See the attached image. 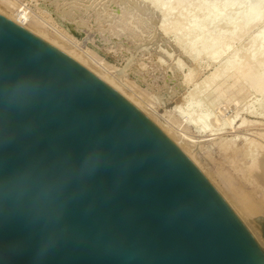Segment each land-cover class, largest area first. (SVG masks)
I'll use <instances>...</instances> for the list:
<instances>
[{
  "label": "water",
  "instance_id": "obj_1",
  "mask_svg": "<svg viewBox=\"0 0 264 264\" xmlns=\"http://www.w3.org/2000/svg\"><path fill=\"white\" fill-rule=\"evenodd\" d=\"M0 264H264V252L159 127L0 14Z\"/></svg>",
  "mask_w": 264,
  "mask_h": 264
},
{
  "label": "rangeland",
  "instance_id": "obj_2",
  "mask_svg": "<svg viewBox=\"0 0 264 264\" xmlns=\"http://www.w3.org/2000/svg\"><path fill=\"white\" fill-rule=\"evenodd\" d=\"M20 1L25 5L27 10L30 11V14L33 15L35 20L41 19L50 28L49 30L59 31L62 39L53 33V31H51L52 33L50 32L52 37L58 39L61 44L69 48L72 47L71 45H75L74 48H76V50L82 51L81 53L83 56L89 59L91 68L96 71H101L104 69L102 67H105L112 77L115 79L117 78L116 81L120 86H117L118 88H113L116 89L118 93L124 91L130 93L134 92L135 98L137 97L142 101L141 107L138 105L139 110L143 112L150 121L156 122L155 117L151 114V111H155L158 115L162 116V121L167 119L170 123H173L174 130L164 131L160 129V123L157 124L154 122L167 137L169 136L172 142L174 138L179 142L177 147L179 148L180 146V150L183 151L185 155H187L185 151H189L187 157L193 154L192 158L194 161L188 157L190 161L210 182L230 209L235 213L240 222L251 232V236L256 240L260 239L258 241H262L261 243L264 244V240H262L264 239V232L257 226V218L264 217V214L256 212L253 215L250 214L251 216H247L248 218L245 217L247 214L249 215L244 209L245 206L259 204V202L264 201V185L257 180L255 174L250 171L248 172L247 169L248 159L243 153L247 151V145L241 139L229 141L232 137L237 135V133L233 132L231 129L218 136V138L215 137L210 139V136H200L193 126H189L185 123L184 120L187 118V115L183 117L180 111L175 109L176 101L181 97L180 102H183V98L185 102H190V105L184 104L183 106L185 110L188 108L189 112L197 114L202 110V112H204L206 109H209L206 111H208V113L210 112L212 118L214 117L216 119L217 116V120L220 123H225L226 119H230L237 112L238 116L236 117L235 124L240 123L244 117L246 120H255L259 123L262 122L260 125L255 124L253 126H247V128L250 127V130H246L245 127L246 131H244V128H241L240 130L244 131V133L248 134L247 131H249L250 134L256 135V133L264 131V119L260 118L262 113H264L262 112L264 111V108H262L264 107V93L259 92L260 89L249 82L252 78L254 79V77L257 79V75L260 76V78H264L262 77L264 76V74H262L264 73V54H261L262 56L259 54L258 56V53H264L262 52V50H264V10L262 9L264 8H260L261 5L257 0V2L254 0H156L157 3L159 2V6L168 7L167 11L169 15L167 14L168 18L166 17L167 20H165V28L168 27L171 33L163 31L164 29L160 27L159 22L162 13H159L158 10L156 11L152 5H150V0H58L57 4L49 0ZM228 1L231 5L227 3ZM255 2L257 4H255ZM226 3L229 6H227ZM251 3H254L252 8H254L255 5L257 6L255 7L256 10L255 8L253 10L250 8L251 6H249V4L252 5ZM262 6H264V4H262ZM216 7L218 8L214 9ZM143 8H148L149 10L145 11ZM213 9H220L219 12L223 11V13L220 14L215 11L221 15L220 18L218 16V19L214 18L215 22L212 20L214 16L208 19V16H210L208 14H215ZM245 9L250 13L245 11ZM63 10L69 12L65 17L60 16ZM211 10H213L212 12H214V14ZM251 13L252 20L250 16L248 17ZM241 16L242 18H240ZM206 19L210 21H206ZM246 19L250 20V23ZM243 20L249 24L244 25L242 22ZM80 21L83 23L81 24L82 26L79 25ZM228 21L234 23L228 24ZM205 22H208L207 26ZM209 22L211 23L209 24ZM192 24H194V27H192ZM200 24L203 25L201 26ZM198 25L202 27V29L199 27L202 31L200 29L197 30L196 27H198ZM174 27L177 30L174 29ZM190 27L193 29L192 31ZM233 28L236 30H232ZM173 30H176V35L173 33ZM196 31L200 32L195 33ZM261 32L262 34L260 35ZM257 33L262 38L259 37V41L251 40L253 35ZM208 35H210L211 39ZM173 36H178L179 40L181 39L185 44L194 40L192 43L193 46H191L192 44L189 45L194 47V55L196 52V54L199 55V57L196 58L199 65L196 64V60L195 63L185 57L175 43ZM191 37L194 39L192 40ZM222 39L224 40L223 46L220 45L223 44ZM194 42H199L197 45L198 47L195 46ZM181 43L185 45L183 42ZM212 45H214L213 48L219 47L216 48L217 51H214L215 48L211 52L204 49L208 48L210 50L212 49ZM203 49L205 52H210L211 55L213 51L214 53H218V50H220V53L222 49L223 53L220 55L213 53L214 56H219L214 59L212 58L213 60L210 58L211 61L208 59L211 55L209 56L207 52L208 58L205 52V55H202ZM253 49L255 52L259 51L258 53H254L255 56L257 55L256 57L252 55V52H254ZM249 56L253 57L251 58ZM176 58L178 61L180 59L182 61L179 63ZM94 59L97 60V62H94ZM247 59H249V61H247ZM228 60H233L234 62L237 60L236 63L240 65L245 64V60L247 62L246 64L254 60V63L251 61L254 65L250 62V65L254 69L249 71L252 74L255 70L254 76L250 78V80H248V78H243L247 77L246 75L240 78L242 74L236 75V68L238 66L234 65L236 68L232 66L235 70H233V68L231 69L230 66H227L228 69L226 66L224 67L225 61ZM256 60L257 63L255 62ZM175 61L178 62L177 64H181V62L184 63L181 64L182 66L179 65L177 67ZM188 66L189 68L193 67L192 69L197 68L194 70L189 83L176 81L180 80L177 75L176 79L173 77L177 69L180 67L177 72L181 70V75V73L187 72ZM214 69L218 71L216 72ZM212 70L216 72V79L214 78V80L206 82V84L203 85V78ZM172 71H174V73ZM258 72H260L261 75L257 74ZM231 73L235 74V76ZM236 76L239 78H235L238 81L234 80ZM200 82L203 86L200 85ZM217 84H221L219 91L216 89ZM231 84H233L232 87L229 86ZM182 87H184V89ZM235 100L237 102L236 104L234 102ZM130 103L135 105L132 101H130ZM143 105L145 107H142ZM145 111L147 113H145ZM257 114L260 116H257ZM179 132L189 134L188 136L193 141L188 142L187 140H182L179 136ZM250 136L251 135H249V137ZM224 145L227 146V148H225ZM261 152L262 151L259 150V154ZM237 207H240L241 211L236 209ZM238 211H240V213ZM249 219L252 220L250 221ZM252 222H256L255 226Z\"/></svg>",
  "mask_w": 264,
  "mask_h": 264
},
{
  "label": "bare ground",
  "instance_id": "obj_3",
  "mask_svg": "<svg viewBox=\"0 0 264 264\" xmlns=\"http://www.w3.org/2000/svg\"><path fill=\"white\" fill-rule=\"evenodd\" d=\"M37 1V0H36ZM49 1H51L52 3H54V4H57V1L58 0H49ZM151 1V3H150V5H152V7L157 11H159V13L161 12L162 13V17L160 18V22H159V24H160V27L162 28V29H164L163 31H166V32H170L169 30H168V27L167 28H165V25H166V21L165 20H167L166 19V17H167V14H168V7H166V6H164L163 4H166V3H163L162 5L164 6V7H162V6H159V2L157 3V1L156 0H150ZM149 1V2H150ZM186 1V0H185ZM227 1V0H226ZM236 1V0H235ZM254 1H256V0H254ZM258 1V3H260V8L262 7V8H264V6H262V4H264V3H262V2H264V1H262V0H257ZM256 1V2H257ZM261 1V2H260ZM129 2V1H128ZM148 2V3H149ZM181 2V1H180ZM251 2V1H250ZM249 2V3H250ZM255 2V4H257ZM130 3V2H129ZM141 3V2H140ZM183 3V2H182ZM186 3V2H185ZM227 3H230L229 1L227 2ZM226 3V5L227 6H229V5H231V3L228 5ZM50 4V3H49ZM225 4V3H224ZM233 4V3H232ZM252 4V3H251ZM85 5V4H84ZM128 5V4H127ZM134 5V4H133ZM168 5H169V3H168ZM245 5V4H244ZM254 5V3L252 4V5H250L249 4V6H251L250 8H252V6ZM86 6V5H85ZM136 6V5H135ZM138 6H140V5H138ZM143 6V5H142ZM176 6V5H175ZM137 7V6H136ZM148 7V6H147ZM203 7V6H202ZM248 7V6H247ZM255 7H257L256 5H255ZM254 7V8H255ZM49 8V7H48ZM170 8V7H169ZM218 7H216V8H214V9H217ZM250 8H247V9H250ZM254 8H252V10L254 9ZM131 9V8H130ZM135 9V8H134ZM144 9V8H143ZM213 9V10H214ZM258 9H259V7H258ZM139 10V9H138ZM145 11H147V10H149L148 8L147 9H144ZM171 10V9H170ZM213 10H211V12L213 11ZM220 10V9H219ZM219 10H214V12L215 11H217L219 14L220 13H223V11L221 12H219ZM222 10V9H221ZM251 10V9H250ZM255 10H256V8H255ZM260 10V9H259ZM262 10H264V9H262ZM167 11V12H166ZM245 11H248V10H246L245 9ZM210 12V11H209ZM214 12H212L213 14H214ZM249 12V11H248ZM248 12H247V14H248ZM67 13H69L68 11L66 12V11H62L61 13H60V16H62V17H65V16H67ZM147 13V12H146ZM150 13V12H149ZM218 13H216L215 12V14L214 15H211V13L210 14H208V15H210V16H208V19L211 17V16H214L213 18H212V20H214V22H215V19L214 18H216V19H218V16H219V18H220V16L221 15H219ZM250 13V12H249ZM262 13V12H261ZM0 14L1 15H3V16H6L8 19H10V20H12L13 22H15L16 24H18L19 26H21V27H23L24 29H26V30H28L30 33H32V34H34V35H36V36H38V37H40V38H42V39H44V40H46L47 42H49V43H51V44H53L54 46H56V47H58L59 49H61L62 51H64L66 54H68V55H70L71 57H73V58H75L77 61H79L82 65H84V66H86L87 67V69H89L90 71H92L93 73H95L97 76H99L101 79H102V81L104 82V83H106V84H108L109 86H111L112 88L114 87V88H118L120 85L117 83V81H116V79L114 78V77H112L111 75H110V73H109V71L105 68V67H102V68H104V69H102L101 71H96V70H94L93 68H91L90 67V65H89V59L88 58H85L84 56H83V54L80 52V50L78 51V50H76V48H74V46L73 45H71L72 47H67V46H65V45H63V44H61L59 41H58V39H56V38H54V37H52L51 35H50V32L51 31H53V33H55L58 37H61V39H62V36L59 34V31H57V30H49L50 28L47 26V24L43 21V20H41V19H38V20H35L34 19V17H33V15L32 14H30V11L29 10H27V8L25 7V5H23V3L20 1V0H0ZM245 14V13H244ZM243 14V15H244ZM258 14V13H257ZM143 15V14H142ZM169 15V14H168ZM207 15V14H206ZM254 15V14H253ZM141 16V15H140ZM247 16V15H246ZM250 16V19H251V16H252V13L250 14V15H248V17ZM158 17H160V16H158ZM244 17V16H243ZM258 17V16H257ZM168 18V17H167ZM240 18H242V16L240 17ZM254 18V17H253ZM256 18V17H255ZM208 19H206V21L208 20ZM249 19V18H248ZM248 19H246V20H248ZM127 20V19H126ZM228 20H229V18H228ZM232 20V19H231ZM244 20H245V17H244ZM244 20L242 21L243 23H244V25L246 24H249L250 23V20H248V22L249 23H246V22H244ZM252 20V19H251ZM254 20V19H253ZM106 21V20H105ZM204 21V20H203ZM208 21H210V20H208ZM217 21V20H216ZM226 21V20H225ZM257 21H259V20H257ZM150 22V21H149ZM212 22V21H211ZM211 22H209V24L211 23ZM233 22V21H232ZM79 23V22H78ZM77 23V24H78ZM123 23V22H122ZM194 23V22H193ZM196 23V22H195ZM203 23V22H202ZM206 23V22H205ZM234 23V22H233ZM233 23H230L229 21H228V24H233ZM243 23H242V25H243ZM81 24H83L81 21H80V23H79V25H81ZM178 24V23H177ZM196 24H198V23H196ZM195 24V25H196ZM217 24V23H216ZM225 24V23H224ZM227 24V23H226ZM193 26L192 27H194V24H192ZM201 25V24H200ZM203 25V24H202ZM201 25V26H202ZM206 26L208 25V22L205 24ZM82 26V25H81ZM159 26V25H158ZM176 26V25H175ZM201 26H199L198 25V27H196L197 28V30L198 29H202V27ZM234 26V25H233ZM172 27V26H171ZM170 27V29L172 30V28ZM200 27V28H199ZM236 27V26H235ZM136 28V27H135ZM152 28V27H151ZM159 28V27H158ZM204 28V27H203ZM160 29V28H159ZM161 29V30H162ZM174 29H176L175 27H174ZM190 29H191V27H190ZM200 29V30H201ZM238 29H239V27H238ZM243 29V28H242ZM138 30V29H137ZM155 30V29H154ZM168 30V31H167ZM177 30V29H176ZM176 30L173 32V33H175V35H176ZM193 29H191V31H192ZM196 30V29H195ZM194 30V31H195ZM232 30H236V29H232ZM231 30V32L233 33V31ZM162 31V32H163ZM189 31V30H188ZM194 31H193V33H194ZM202 31V30H201ZM239 31V30H238ZM152 32V31H151ZM197 32H200V31H196L195 33H197ZM236 32V31H235ZM245 32V31H244ZM52 33V32H51ZM171 33V32H170ZM192 33V34H193ZM203 33V32H202ZM219 33V32H218ZM231 33V34H232ZM258 33H259V31H258ZM254 34L253 35V37H252V39L251 40H258L259 39V37L260 38H262L261 36H259V34ZM134 34V33H133ZM163 34H165V33H163ZM230 34V35H231ZM262 34V32L260 33V35ZM191 35V34H190ZM217 36V35H216ZM229 36V35H228ZM57 37V38H58ZM174 37V36H173ZM195 37V36H194ZM199 37V36H198ZM208 37L210 38V35H208ZM187 38V37H186ZM213 38V37H212ZM229 38V37H228ZM191 39H192V37H191ZM194 39V38H193ZM192 39V40H193ZM211 39V38H210ZM225 39V38H224ZM234 39V38H233ZM60 40V39H59ZM67 40H69V39H67ZM174 40H175V43L177 44V46L179 47V49H180V51L185 55V57L186 58H188L189 60H191L192 62L194 61L195 62V60H196V58L197 57H199V55L198 54H196L195 53V55H194V53H193V51L195 52V49H194V47H191V46H193V41H190L189 43L187 42V44H185L184 43V41H181V39L179 40V38H178V36H175L174 37ZM173 40V41H174ZM203 40V39H202ZM206 40V39H205ZM209 40V39H208ZM213 40V39H212ZM215 40V39H214ZM216 40H220V39H216ZM223 40V39H222ZM259 41V40H258ZM261 41V40H260ZM181 42H183L185 45H183ZM201 42V41H200ZM207 42V41H206ZM205 42V43H206ZM224 42V40L222 41V43ZM64 43V42H63ZM212 43V42H211ZM213 43H215V42H213ZM216 43H217V41H216ZM189 44H192L191 46L189 45ZM194 44H195V46H197L198 44H199V42L198 43H196V42H194ZM203 44V43H202ZM251 44H252V42H251ZM207 45V44H206ZM220 45H224V43L223 44H220ZM213 46L214 45H212L211 47H212V49H208V48H204V49H206V50H208V51H212L214 48H213ZM221 46V47H222ZM140 47V46H139ZM198 47V46H197ZM201 47V46H200ZM208 47V46H207ZM211 47H209V48H211ZM254 47V46H253ZM194 50H193V49ZM216 48H219V47H216ZM215 48V49H216ZM199 49H202V48H199ZM203 49V52H202V55L204 54V52H205V50ZM214 49V51H217V49L215 50ZM257 49V48H256ZM258 50V49H257ZM261 50V49H260ZM164 51V50H163ZM202 51V50H201ZM214 51L212 52V55H211V53L209 52H207V54L210 56H207V54H206V52H205V54H206V56H207V58L208 59H214V58H216L217 56H219L221 53H223V49H222V51L219 53V51L220 50H218V53L217 52H215L216 54H219V55H215L214 56ZM225 51V50H224ZM253 51H254V49H253ZM165 52V51H164ZM257 53L259 52V51H256ZM255 51L254 52H252L253 54V56H255L254 55V53H256ZM262 52H264V50H262ZM166 53V52H165ZM198 53H199V51H198ZM214 53V54H213ZM172 54V53H171ZM204 54V55H205ZM259 54L261 55V54H264V53H258V56H259ZM168 55H170V54H168ZM196 56V57H195ZM252 56V57H253ZM257 56V55H256ZM255 56V57H256ZM262 56V55H261ZM202 57V56H201ZM249 57H251V56H249ZM251 57V58H252ZM255 57H254V59H255ZM91 58V57H90ZM177 59V58H176ZM210 59V60H211ZM212 59V60H213ZM258 59H259V57H258ZM92 60V59H91ZM211 60V61H212ZM262 60V59H261ZM177 61H178V59H177ZM177 61H175L176 62V64L179 62L180 63V61H182L181 59L177 62ZM237 61V60H236ZM236 61L234 62L233 60H228V61H225V64H224V67L226 66H230L231 67V69L233 68V70H235V66H238L237 68H236V70H237V72H236V75H241L240 76V78L241 77H243L244 75H246L247 77H243V78H248V80H250V78H252L254 75V71H253V73L251 74V72H249L251 69H254V68H252V66L250 65V62L252 61H250L248 64H246L247 62H246V60L244 61V63L247 65H245V64H242V65H240L239 63H236ZM247 61H249V59H247ZM254 61V60H253ZM252 61V62H253ZM94 62H97V60H95L94 59ZM186 62V61H185ZM196 62H197V60H196ZM195 62V63H196ZM241 62V61H240ZM252 62H251V64H252ZM256 63H257V60L255 61ZM184 62H181V64H183ZM254 63V62H253ZM260 63H261V61H260ZM259 63V64H260ZM181 64H177V67L179 66V65H181ZM192 64V63H191ZM197 65H199L198 64V62L196 63ZM196 64H193V65H196ZM238 64V65H237ZM173 65V64H172ZM185 65V64H184ZM188 65V64H187ZM220 65V64H219ZM235 65V66H234ZM245 65V66H244ZM252 65H254V64H252ZM175 66V65H174ZM182 66V65H181ZM180 66V67H181ZM232 66H234V67H232ZM259 66V65H258ZM176 67V68H177ZM180 67H179V69H180ZM196 67H198V66H196ZM223 67V69L225 70V68ZM228 67H227V69H228ZM245 67V68H244ZM256 67V66H255ZM193 68V67H192ZM192 68H189V66H188V68H187V72H184V73H181V75H180V71L179 72H177L179 69H177V71L174 73V71H172L173 73V77H175V79H176V75H177V77H179V79L180 80H176V81H181V82H188L189 83V81L191 80V76H193V72H194V70L195 69H197V68H195V69H192ZM174 69V68H173ZM218 69V68H217ZM222 69V68H221ZM257 69V68H256ZM214 70H216V69H214ZM198 71V70H197ZM218 70H216V72H217ZM216 72L215 71H211L208 75H206L204 78H203V80H202V83H203V85L204 84H206V82H210V81H212V80H214V78L216 77ZM256 72H257V70H256ZM235 73V72H234ZM232 75H234L235 76V74H233V73H231ZM257 74H260V72H258ZM262 74H264V73H262ZM261 75V74H260ZM256 76V75H255ZM262 77H264V76H262ZM225 78H226V76H225ZM235 78H237V76L236 77H234V80H236ZM256 78L257 79H255V77H254V79L252 78V80L251 81H249V82H251L252 83V85L254 84L255 86H256V88H258V89H260V91L259 92H261V93H264V78H260V76H256ZM216 79V78H215ZM237 79H239V78H237ZM233 80V81H234ZM224 81V80H223ZM236 81H238V80H236ZM120 83V82H119ZM178 83H180V82H178ZM178 83H177V85H178ZM198 83V82H197ZM213 83V82H212ZM220 83V82H219ZM183 84V83H182ZM191 84V83H190ZM195 84V83H194ZM209 84V83H208ZM233 84H234V82H233ZM233 84H231V85H229V86H231L232 87V85ZM176 85V86H177ZM200 85H202L201 84V82H200ZM202 85V86H203ZM210 85V84H209ZM118 86V87H117ZM166 86V85H165ZM182 86V85H181ZM196 86V85H195ZM194 86V87H195ZM198 86V85H197ZM206 86V85H205ZM204 86V87H205ZM220 86H221V84H217L216 85V89H217V91H219V88H220ZM228 86V87H229ZM185 87V86H184ZM184 87H182L183 89H184ZM254 87V86H253ZM113 88V89H114ZM174 88V87H173ZM199 88V87H198ZM234 88V87H233ZM176 89V88H175ZM181 89V88H180ZM114 90H116V89H114ZM120 90V89H119ZM241 90V89H240ZM117 91V90H116ZM121 91V90H120ZM124 91V90H123ZM173 91H174V89H173ZM255 91H256V89H255ZM122 92V91H121ZM169 92V91H168ZM168 92H166V93H168ZM178 92V91H177ZM182 92V91H181ZM184 92V91H183ZM171 93V92H170ZM187 93H190V92H187ZM222 93V92H221ZM122 97H124L127 101H132V103L133 104H135L134 106L139 110V106L141 107V103H142V101L141 100H139L137 97L135 98V93L133 92V93H130V92H122V93H119ZM169 94V93H168ZM224 94V93H223ZM167 95V94H166ZM185 95V94H184ZM194 95V94H193ZM134 96V97H133ZM163 96V95H162ZM193 97V96H192ZM192 97H190V98H192ZM160 98V97H159ZM166 98V97H165ZM180 99L178 100L177 99V101H176V105H175V109H178V111H180V114H182L183 115V117H185V115H187V118L184 120L185 121V123L186 124H188L189 126H193L195 129H196V132H198V134L200 135V136H210L209 138L210 139H213V138H215V137H217L218 138V136H220L221 134H223V133H225L227 130H232L233 132H236L237 133V135H235L234 137H232L229 141H235V140H237V139H241V140H243L244 142H245V144L247 145V151H245V152H243L244 154H245V157L248 159L247 160V163H248V165H247V169H248V172L250 171V172H252L253 174H255V176H256V178H257V180L262 184V185H264V131H260V132H258V133H256V135H253V134H250L249 133V131H247L248 132V134H246V133H244V131H246V130H250V127L249 128H247V126H253V125H255V124H261V123H259V122H256L255 120L254 121H252V120H246V119H242L241 121H240V123H237V124H235V121H236V117L238 116V114H237V112L229 119H226V121H225V123H220L217 119V116H216V119L213 117L212 118V116H210V112L208 113V111H206V110H209V109H206L204 112H199V113H197V114H194V112H189L188 111V108H187V110H185L184 109V104H189L190 105V102L188 101V102H185L184 101V98H183V102H180V100H181V97H179ZM197 98V97H196ZM193 99V98H192ZM167 100H170V99H167ZM173 100V99H172ZM165 101V100H164ZM192 102V101H191ZM211 102V101H210ZM235 102V104L237 103L236 102V100L234 101ZM199 104V103H198ZM139 105V106H138ZM197 105V104H196ZM213 105V104H212ZM188 106V105H187ZM209 106V105H208ZM142 107H145L144 105L142 106ZM212 108V107H211ZM262 108H264V107H262ZM141 109V108H140ZM143 110V109H142ZM140 111V110H139ZM144 111V110H143ZM197 111V110H196ZM219 111V110H218ZM261 111H262V109H261ZM260 111V112H261ZM149 112V111H148ZM262 112H264V111H262ZM143 113V112H142ZM145 113H147L146 111H145ZM151 114L155 117V119H156V122L155 121H153V123L155 122V123H160V129L161 130H166V131H171V130H174V126L172 125L173 123H170L167 119H165L164 121H162V116H160V115H158L155 111H151ZM213 114V113H212ZM211 114V115H212ZM260 114V113H259ZM259 114H257V116H260ZM152 117V116H151ZM149 118H150V116H149ZM261 119H264V113H262V115H261V117H260ZM225 119V118H224ZM150 120V119H149ZM228 120V121H227ZM224 122V121H223ZM154 123V124H155ZM157 126V125H156ZM245 127H246V130H245ZM241 128H244V131H242V130H240ZM171 133V132H170ZM170 133H168V134H170ZM189 134H186V133H184V132H179V136H180V138L182 139V140H187L188 142L189 141H193L189 136H188ZM249 135H251L250 137H249ZM168 138H169V136H168ZM175 139V138H174ZM173 139V143L176 145V146H178L179 145V142L178 141H176V139L174 140ZM222 139V138H221ZM228 139V138H227ZM172 141V140H171ZM187 143V142H186ZM222 143V142H221ZM225 146V145H224ZM181 147L179 146V149H180ZM225 148H227V146H225ZM183 149V148H182ZM233 149V148H232ZM184 150H185V148H184ZM189 150V149H188ZM233 150H235V149H233ZM246 150V149H245ZM259 150L260 151H262L260 154H259ZM183 152V151H182ZM185 152H187V155L189 154L188 152L189 151H185ZM184 153V152H183ZM186 155V156H187ZM188 157H190L191 159H193L192 157H193V154L192 155H189ZM190 158H188L189 160H190ZM196 159V158H195ZM192 161H194V159L192 160ZM196 161V160H195ZM248 175V174H247ZM231 200V199H230ZM232 201V200H231ZM237 206V205H236ZM236 209H238V210H240V207H237ZM244 209H245V211H246V213H249V215L247 214L245 217H247V216H251V215H253L254 213H256V212H260V213H262V214H264V201H261V202H259V204H254V205H250V206H245L244 207ZM241 211V210H240ZM240 211H238L239 213H240ZM245 213V212H244ZM235 214V213H234ZM251 214V215H250ZM244 215V214H243ZM242 215V216H243ZM244 217V216H243ZM256 217V216H255ZM248 218V217H247ZM246 218V219H247ZM253 219H254V217H253ZM248 220V219H247ZM250 220V219H249ZM252 220V219H251ZM250 220V221H251ZM255 220V219H254ZM249 221V222H250ZM256 221V220H255ZM256 223V222H255ZM255 223H253L252 222V224H254V226H255ZM251 224V223H250ZM258 226V225H257ZM250 227V226H249ZM252 228V227H251ZM250 228V229H251ZM252 231V230H251ZM257 231V230H256ZM251 233V232H250ZM254 234V233H253ZM252 235V234H251ZM257 236V235H256ZM256 236H254V237H256ZM253 237V236H252ZM257 238V237H256ZM258 240H260V239H258ZM258 240H256L255 239V241H256V243H257V245H258V247L260 248V250L262 251V252H264V244H262L260 241H258ZM262 240H264V239H262Z\"/></svg>",
  "mask_w": 264,
  "mask_h": 264
}]
</instances>
